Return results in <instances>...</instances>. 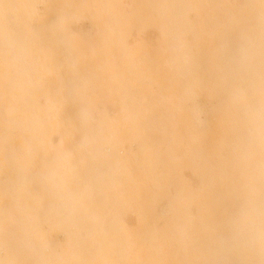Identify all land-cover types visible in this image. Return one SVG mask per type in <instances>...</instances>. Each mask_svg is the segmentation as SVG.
I'll use <instances>...</instances> for the list:
<instances>
[{
	"label": "clouds",
	"instance_id": "clouds-1",
	"mask_svg": "<svg viewBox=\"0 0 264 264\" xmlns=\"http://www.w3.org/2000/svg\"><path fill=\"white\" fill-rule=\"evenodd\" d=\"M0 264H264V0H0Z\"/></svg>",
	"mask_w": 264,
	"mask_h": 264
}]
</instances>
